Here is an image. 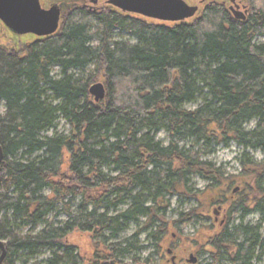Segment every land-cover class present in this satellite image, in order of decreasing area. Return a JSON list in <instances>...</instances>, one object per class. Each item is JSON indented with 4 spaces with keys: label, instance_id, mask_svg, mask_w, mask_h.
I'll list each match as a JSON object with an SVG mask.
<instances>
[{
    "label": "trees",
    "instance_id": "16d2710c",
    "mask_svg": "<svg viewBox=\"0 0 264 264\" xmlns=\"http://www.w3.org/2000/svg\"><path fill=\"white\" fill-rule=\"evenodd\" d=\"M83 1L53 0L66 7L64 22L41 39L0 24L1 264H27L42 251L49 256L37 264H164L121 259L144 249L114 241L140 220L131 240L149 232L155 254L193 224L211 264L264 256L259 228L242 224L252 210L264 214V159L248 153L264 157V42H255L264 39V0H250L244 21L212 3L183 23L88 11ZM92 65L85 78L72 74ZM99 76L106 96L95 102L89 88ZM161 132L167 145L156 140ZM228 145L242 149L238 176L204 159ZM173 198L194 205L168 220ZM218 209L222 219L207 226ZM76 236L88 238L86 250Z\"/></svg>",
    "mask_w": 264,
    "mask_h": 264
},
{
    "label": "rangeland",
    "instance_id": "374dc122",
    "mask_svg": "<svg viewBox=\"0 0 264 264\" xmlns=\"http://www.w3.org/2000/svg\"><path fill=\"white\" fill-rule=\"evenodd\" d=\"M105 0H102V2ZM189 4L192 5H198V0H186ZM41 4L43 5V3L41 2ZM49 4V3H48ZM203 6L202 5H198V13L196 16H198L201 11H202ZM122 38H124V40L130 42L131 44H135V40L133 38H130L129 36L123 35ZM256 43H262L264 42L263 38H257ZM2 43H4L2 41ZM95 70V66H88L86 69L82 70V71H73V75L75 77H86L88 74H90L92 71ZM101 74V73H100ZM58 75V71L54 70L53 71V77L56 78ZM96 83H101L103 84V79L101 76H99L98 78H96L93 82V84ZM200 104V100L197 101L195 104L193 105H187L186 108L187 109H194L197 105ZM0 112H3V108L0 106ZM255 127V122H251L246 126L247 130L253 129ZM58 132L60 133H67L68 132V127L65 125V123L63 121H61L58 125ZM156 140L159 141L160 143H162V145H167L168 144V138L166 133L161 132L157 135ZM181 146H185L186 148L190 146V142H185L182 143ZM249 155L257 162H260L264 159L263 155L259 152V151H255V150H251L248 151ZM242 154V149L235 146V145H228L227 147H217L214 149V151L207 155L204 159L216 164L217 166H220L221 168H223L225 170V172L230 175V176H238L241 172V166L239 163V159L240 156ZM192 184L193 187L195 189L198 190H202L205 187V183L194 178L192 180ZM48 191H45V194H47ZM194 205V202H187L181 199H176L173 198L170 200V204H169V212L167 215V219L168 220H172L175 218L176 214L183 209H188L191 206ZM213 215V216H212ZM210 214V218L206 224L207 226L219 222L222 217H220V215H218L217 220H213L214 213ZM239 216L240 214L237 213L235 215V217L233 218V220L230 222L229 224V228L234 227V226H238L240 221H239ZM65 219L64 216H59L56 219H53V216H49V220H53L55 222H62ZM142 223L143 221L140 220L139 223L137 224H130L127 229L122 232L117 239H115V242H120L123 240L128 239L130 242H132L133 244H136L140 247H143L144 249L135 252V253H131V254H127L124 255L121 259L125 262V263H132L133 259L136 258L138 259L140 262L144 261L145 259H150L153 262L158 261V259H160L161 257L164 258V260L167 258V256L165 255L166 250L169 248V244L171 242V238L169 237V239L166 240L163 248L161 249V252L158 254H155L154 252L157 250L156 249V244L150 240L148 233L149 232H145V233H140V235L137 236L136 239H132L131 238L134 236V234L137 233V231L142 227ZM243 226H248V227H252V228H259V234L264 237V214H261L260 212L257 211H250V213L247 215V217H245V219L243 220ZM199 230V226L198 225H193L190 224L186 227L183 228V230L181 232L176 231L178 237H176L174 239V241L172 240V242L175 245L174 248V254L180 258V259H186L188 257L189 254H194L199 256V264H211L212 260H211V256H210V249L209 247L202 242L199 241V243L195 244L193 243V241H195V238L197 237V232ZM197 234V235H196ZM87 237L86 236H81L78 237L76 236L74 238V243L77 247H79L82 251L87 249L88 246V241H87ZM49 254L46 251H42L41 253H39L38 256H36L34 259H30L28 260L27 264H37L38 262H42L44 261L46 258H48ZM25 259L21 258L20 263H22ZM220 264H225V263H220ZM252 264H264V256H261L260 258H258L257 260H255V262H253Z\"/></svg>",
    "mask_w": 264,
    "mask_h": 264
},
{
    "label": "water",
    "instance_id": "95a60500",
    "mask_svg": "<svg viewBox=\"0 0 264 264\" xmlns=\"http://www.w3.org/2000/svg\"><path fill=\"white\" fill-rule=\"evenodd\" d=\"M107 4L122 13L163 23H183L196 18L198 13V6L189 4L186 0H108ZM65 9V6L58 5L53 0H0V24L15 36L41 39L59 32L64 22ZM237 14L235 13V18L239 19L241 14ZM89 94L95 102L103 100L106 96L104 84L91 85ZM2 160L0 147V165ZM237 191L238 188L233 193ZM218 215L219 209L214 211L215 220ZM5 256L6 246L0 240V264ZM174 259L175 257L171 258L173 264ZM196 261L193 254L188 256V263L195 264Z\"/></svg>",
    "mask_w": 264,
    "mask_h": 264
},
{
    "label": "flooded vegetation",
    "instance_id": "af4514ba",
    "mask_svg": "<svg viewBox=\"0 0 264 264\" xmlns=\"http://www.w3.org/2000/svg\"><path fill=\"white\" fill-rule=\"evenodd\" d=\"M107 1L108 0H105L102 2V0H96V2L94 3L92 0H84L80 4V6L82 9H85L88 11H93V12L103 11L105 8L109 7V5L107 4ZM212 3L215 5H218L222 11H224L226 14H228L230 17H232L234 19H236L235 13H238L237 15L241 14V17H239V19H237V20H241V21H244L247 18L248 14L251 10L250 0H198V5L203 6L201 13ZM111 8H113V7H111ZM220 217H221V215H220ZM175 238H176V236L174 234H172L171 242L169 244V248L166 250L165 255L167 256V258L164 260V264H173L171 262L172 257H175L174 264H191V263L187 262L188 257L186 259L185 258L180 259L174 254L175 245L172 242V240L174 241ZM169 250L171 251L170 253L168 252ZM194 256L197 258V261L195 264H199L200 260H199L198 254L194 255Z\"/></svg>",
    "mask_w": 264,
    "mask_h": 264
}]
</instances>
